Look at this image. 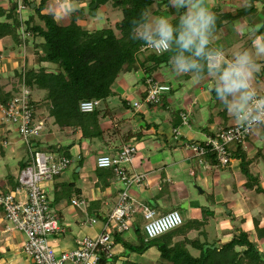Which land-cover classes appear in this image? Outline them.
<instances>
[{"label":"crops","instance_id":"obj_1","mask_svg":"<svg viewBox=\"0 0 264 264\" xmlns=\"http://www.w3.org/2000/svg\"><path fill=\"white\" fill-rule=\"evenodd\" d=\"M255 3L256 5L258 4V2ZM231 4L233 5L232 1ZM241 7L245 8V6L240 5L238 8L236 6L231 7L227 11L233 14V9L235 10L236 8L239 10ZM257 7L258 9H254V11H259L261 9L258 5ZM217 11L220 13L222 12L219 7ZM254 11H252V13ZM249 14H251V12L243 18L241 16L233 21H229L231 25H234L235 29L233 32H224V35L220 37L222 40L220 39V43H217L219 44L218 49L214 48V54L208 57L209 68L225 70L224 52L220 50H226V48L239 42L240 38L237 34H243L245 31H242V28L248 27L250 21L251 23H257L258 20L264 22L263 16L255 20L252 14ZM258 25L259 28L262 27L261 23ZM259 36H261V42L255 44L250 42L256 62H263L264 44L262 41L264 40V32L260 33ZM212 60L216 61V66H212ZM20 69L18 70L20 71ZM180 69L183 73L186 72L185 68L182 67ZM259 79L260 76H257V80ZM185 81V77L184 81L177 79L175 85H179L181 88ZM194 81L197 85L195 89L196 92H192L191 94L194 98H190L189 95L182 100L179 98V110L174 109L170 104L148 107L147 109H137L135 107L136 110H134V113L129 117H127L128 114L123 117V113L117 115L118 109H114L116 114H112V116L110 115L109 108H106L105 111H100V120L101 117H104L103 121L99 120V128L102 133L92 138H84L82 132L77 129H63L55 124L49 126L50 119L48 120L46 129L34 143L36 144L35 147L43 151L49 150L58 156H67L73 161L72 165L66 171L46 186L51 205L55 209L61 225L66 230L65 233H60L51 237V242L56 252L71 250L75 246L78 238L84 236L95 237L103 231L105 218L114 210L119 199V194L123 189V185L114 176L112 171L106 170L105 173L101 172L100 170L103 169L96 167L94 159L96 161L97 157L101 155L100 153L115 154L127 144H134L137 148L140 147V149H142V152L135 156L133 163L128 167L130 173L143 174L146 176L141 186L133 187L130 191L136 203L147 205L156 210L159 215H162L171 211L169 209L167 210L165 203H170L172 210H174L187 200V210L191 209L194 211L193 218H198L200 215L199 209L202 206H206V204H201L200 201L193 200L189 192V186L191 184L189 183L187 186L184 181L182 182L180 180L181 176L188 173L190 177L195 178L193 181L197 184V187L201 186V189L204 186L208 187L209 190L202 189V194L214 192V186L223 188V192L213 193V195L217 194L213 204H211L212 211L215 213L216 209L218 210L219 208V204L226 205L229 202H233L235 218H241L245 215H249V212H253V209L256 208V204L245 207L242 205L244 203L240 202V200H243L242 195L244 193L238 188L244 186L243 183L245 184L247 182V178L244 177L242 173L241 160L234 155H236L237 149L241 146L233 150V164L225 169L219 168L222 173L220 175L215 174L212 181L206 179V174L202 173L197 175L193 168L196 161L193 157V152H191L192 149L188 146L193 143L203 142L207 135L225 129L236 121V117L233 120L229 118L228 104L225 105L226 101L223 97L220 98L222 105L218 108V101H214V99L204 91V85L209 86L213 91L217 89L213 80L208 79L203 83H201V81ZM135 84L137 85V83ZM136 85L131 86L130 92ZM218 87L226 89L223 80L220 81ZM124 88L126 87L123 85L117 90L122 92ZM189 89L191 90V86H189ZM138 90L139 88L136 91ZM136 91H132V93ZM136 101L137 100H133V106ZM245 101L246 100L236 102L239 109H242V105ZM211 102L214 103L212 107L209 106ZM160 109L170 113V120H167V116L156 111ZM186 112L189 114L190 118L189 126L180 124L176 127L174 124L176 123V118L178 117L180 121V113ZM151 114L152 116H150ZM154 114L161 116V121L165 122L163 123L160 119L158 120L155 118L153 116ZM190 115H192V117ZM108 119L114 123L115 127L109 123H103ZM137 119H139V123L136 121ZM210 119L212 120L211 122ZM135 124L136 127L139 128V131L132 130ZM178 127L179 130L182 131V135L176 138L174 130ZM260 130V128H257L253 136L247 142L246 147H241L243 153L246 154L250 162L249 171L256 179L260 172L264 175V147L262 145L264 142V132ZM3 139H7L10 145L0 147V190L8 193L14 192L18 187V177L20 171L23 169L22 166H26L30 162V157L29 151L26 145L20 140L18 133L14 131L13 128L0 124V141ZM52 148L55 149V151ZM103 149H106V151H101ZM198 163L202 167L205 166L200 164V162ZM212 166L213 168L205 166V170L209 171L208 169L213 170L219 167L217 165L215 166V163ZM210 185H212L213 188ZM233 185H235V189ZM196 188L194 186V189L197 191L198 189ZM68 189L70 192L73 190L76 196L74 197L72 195L71 198H68L66 195ZM191 199L193 201H191ZM251 199V196L245 195V204L248 205ZM73 200L84 201L85 204L81 207H77L72 204ZM223 207L226 209V206ZM229 213H231V211H229ZM93 219H97L98 223L91 225L90 221ZM217 221L219 226H222L223 229H227L225 232L223 229H220L223 234L221 235V241H223V243L230 241L232 239L230 221L221 218ZM136 222L137 221H135L134 224H136ZM8 232L15 233L16 231L10 229L3 212V217L0 218V234ZM193 233H195V231L190 230L186 234V237L189 239ZM16 234L20 235L16 232L14 235L7 237V239L12 240L13 237H17ZM21 238V242L18 244H13V241L8 244L6 253L0 255V264H33V261L23 253L25 237L21 236ZM183 238L184 237L175 238L174 241H180ZM14 239L16 240L17 238ZM119 240L120 238L115 241L116 245L114 248L119 246ZM120 253L124 254V250H121ZM115 255L116 252H114L113 258H115ZM159 255L160 252L158 257ZM134 259L137 258L135 257ZM142 259L143 257L140 256L138 261L131 263L142 264ZM153 259H156V256L146 260L152 264L154 263ZM106 262H109V260ZM106 262H103V264H106Z\"/></svg>","mask_w":264,"mask_h":264},{"label":"rangeland","instance_id":"obj_2","mask_svg":"<svg viewBox=\"0 0 264 264\" xmlns=\"http://www.w3.org/2000/svg\"><path fill=\"white\" fill-rule=\"evenodd\" d=\"M92 0H49L47 2L46 8L43 10L44 13H55L56 17L59 20V23L62 25H68L72 20V14H77L78 12L83 16L78 21L80 25H83L86 29L94 31V30H100V29H107L111 28L115 31L116 35L120 36V32L117 29V24L122 21L123 19V12L121 9H113L111 3H107L103 5L102 7L97 6L95 11V15H92ZM231 1L233 2V5L237 8L241 6H245V8L241 9H233V15L238 14V12H243L249 10L251 7L253 9H258L257 5L261 8L259 11L255 10L253 13L251 12L253 19L258 20L259 17L264 18V0H204V3L199 6H205L210 9L215 14L216 20L215 23L216 27L212 26V28H216L210 32V36H208V44L205 45L206 52L208 50H214V48L218 49V42L222 40L220 37L224 35V32H233L235 27L234 25H231L229 21L225 17L232 14V12L228 13V9L231 7H234L231 4ZM26 9L22 13H18V8L16 9V17L20 22H23L21 24V28L16 31V33H9L3 38H0V59L2 61V64L0 65V83L5 85V91L11 93V95L14 94V89L17 88L18 81L21 82L22 80V68L25 67V71L28 72L30 69H34L33 71L41 76L43 72V77L48 75V78L55 74H60L64 76V72L60 70V67L56 64L48 63V62H41L40 59H43L45 57V49L43 47L44 39L39 36H34L29 31L27 32V23L30 16H33V22L31 26L39 25L41 27H45L44 22L39 19L36 12L33 10L36 5H39L41 3V0H25ZM33 4L30 6L29 3ZM255 2H258L256 5ZM15 3H17V0H0V25L1 24H9L11 23V19H9V16H11L10 8ZM95 4V3H94ZM93 4V5H94ZM198 4V0H191V3H189V0H154L153 5L149 8L147 13V23L140 27L138 29V32L143 31L145 27H150L152 29H155L156 27V20L158 17H163L172 25L173 28V40L170 42L171 49L162 54L157 55L153 52L146 51L144 53H139L137 55V64L139 66V70L137 72H126L122 73L117 81L115 82L113 86V95L108 98L107 100H101L100 106L97 108V111H105L106 108H109L110 115L112 116L116 114V111L114 109H118L117 115L122 114L127 115L129 117L131 114L134 113L135 107L133 106V100H141L143 97H145V86L143 85V80L145 78V69L147 67L152 66L155 64V59H162L163 65L161 68L157 70L156 73H154L152 76H154L160 83H166L168 85H171L172 88L176 84L177 79L183 80L185 77V82L181 86L179 90H171V92L167 93L164 97L163 104L159 105H165L170 104L174 109L179 110L178 105V99L181 100L184 99L187 95H189L190 98H194L192 92H196V81H201L203 83L204 81L211 79L215 82V85L217 89L215 91H212V89L209 88V86H203L204 91L209 94L210 97H212L215 100L218 101V108L222 105V102L220 100L221 97L225 99V105L228 104V116L230 119H234L238 113L239 106L236 104L237 101L242 102L243 100H248L253 93L257 92H263L264 91V61L263 62H256L255 60V54L251 47V42L259 43L261 42V28H259L258 24L263 25V21L258 20L257 23H251V21L248 24V27H243L242 31H245L243 34L238 33L239 42L233 44L231 47L226 48V50H220L224 52V65L226 66L224 69H211L210 71L204 75L199 76L197 73L192 72L191 69L193 68V65L196 63L195 58V49L193 48L191 51L184 50L181 48L179 43H177V37L176 33L180 34V30H182V17L187 16L189 11H194L195 7L194 5ZM231 4V5H230ZM255 4V6H254ZM35 5L33 8L32 6ZM165 10H163V7H166ZM169 7V9H168ZM218 7L222 11L221 13L218 12ZM250 7V8H249ZM255 7V8H254ZM247 16L250 12H244ZM249 14V15H251ZM242 16V18L244 17ZM241 18V19H242ZM222 21V24L218 25ZM260 21V23H259ZM2 26H0L1 28ZM236 32V31H235ZM232 38V37H231ZM221 39V40H220ZM241 40V41H240ZM254 40V41H253ZM251 41V42H250ZM264 44V40L262 41ZM194 52V53H192ZM175 53H178V55H175ZM189 56H191V60H189ZM177 57H183L184 67L186 72L183 73L180 68V60H178ZM241 57H244L247 59V63L245 64V68L247 70V87L241 88L237 91H227L226 89L219 88L220 81L223 80L222 77L231 66L236 65L237 60ZM164 60V61H163ZM25 62V64H24ZM212 63H216L215 60H212ZM21 68V69H20ZM20 69V71L18 70ZM9 70V71H8ZM17 73V76L15 74ZM46 74V75H44ZM261 74V75H260ZM257 76H260V79L257 80ZM44 78L42 80L43 83L48 84L49 79ZM194 79V80H193ZM51 81V80H50ZM135 81V82H134ZM224 82V80H223ZM137 83V85L135 84ZM186 83V85H185ZM225 83V82H224ZM15 84V88L13 85ZM54 87V85L50 84ZM125 86L124 90L122 92L118 91L119 87ZM136 85L139 87V90L132 93L130 92L131 86ZM189 86H191V90L189 89ZM30 88V91L32 93V100L38 109L37 115L39 118H45L48 122L50 121V125L55 124L54 119L50 116L48 113V109L45 108L44 102L46 98H48L49 94H52V91L48 88L38 86L36 84H33L31 86L28 85ZM116 87V90H115ZM224 88V87H223ZM198 90V89H197ZM125 94V95H124ZM206 94V95H208ZM124 95V96H123ZM187 101V98H186ZM213 102L209 106L212 107ZM48 105V104H47ZM208 106V108H209ZM158 107V106H156ZM147 109V108H142ZM185 109V107H184ZM211 110V109H210ZM157 112H160V114H163L167 116V120H170V113L165 110H156ZM187 113V112H186ZM180 113V121L178 120V117L176 118V127L183 123L182 117ZM102 115V114H101ZM157 115V114H156ZM155 114L153 115L158 120L161 116ZM100 116V115H99ZM104 116V115H103ZM152 116V114L150 115ZM192 117V115H190ZM104 117H99L100 121H103ZM138 123L140 122L139 119L136 120ZM161 121V119H160ZM212 120L210 119V122ZM165 122V121H161ZM169 122V121H168ZM103 123H109L111 125H114L112 121L109 119L106 120V122ZM101 123V124H103ZM0 124L1 122V115H0ZM56 125V124H55ZM180 127V126H179ZM176 128V129H179ZM14 131H16V128L12 127ZM133 131H139V128L136 127V124L134 128H132ZM183 130V129H182ZM260 131H263L261 129ZM182 132V131H181ZM264 147V142L262 143ZM137 147V146H136ZM101 151H106V149H103ZM142 149L138 147V153H141ZM192 152V151H191ZM138 153L136 155H138ZM104 154V153H100ZM264 159V158H263ZM196 163H194V170L196 171L197 175L200 174H206V179L209 181H212L214 179V175H220L222 171L219 168L225 169L230 167H216L217 169H208L209 171L205 170V166L199 165L198 161L195 159ZM94 159V163H95ZM212 165L215 162H211ZM97 167V166H96ZM129 165L127 166V168ZM202 167V168H201ZM213 168V166H212ZM98 170V169H97ZM101 172H106V170H100ZM99 172V171H98ZM258 174V173H257ZM244 175V174H243ZM259 176H257L256 182H251V184H248V178L246 177L247 182L241 186L238 189H241L243 191L242 198L243 200H240L241 203H244L245 207L252 206L256 204V208L253 209V212H249V215H245L241 218H235L234 216V210H233V202H229L226 205L219 204L218 210L216 209V213L212 211L213 201L215 200V197L217 194L213 195V193L223 192L222 187L214 186V192L210 194H202L200 189L201 186L197 187V184L194 183L193 180H195L194 177H190V175L187 173L180 177V180L188 186H189V192L191 194V198L196 201H200L201 204H206V206H202L199 211L200 215L198 218H193L194 211L187 210L184 206L186 205L187 200H185L180 206H178L176 209L178 210L179 214L184 220V224L187 226L192 227V229L195 231L188 240H194L196 243H199L198 245H202L203 243L207 244H215V246H223L225 243L221 241V235H223L220 231V229H223L222 226H219V223L217 220L226 219L230 221L232 229L230 230L232 232V238L236 235H239L241 231H247L250 240L257 243V246L259 250L261 249L264 251V238L260 239L258 237L257 230H264V175L263 173H259ZM233 182V181H232ZM237 185L239 186V183L237 182ZM194 186L197 191L194 189ZM212 188L213 186L210 185ZM234 189H235V185ZM203 187V186H202ZM170 188V185H169ZM202 189L209 190L208 187L204 186ZM201 189V190H202ZM66 195L68 198H71L72 195L75 197L76 194L73 190L71 192L69 189L66 191ZM245 195L251 196V202L248 203V205L245 204ZM203 197V198H202ZM77 199V198H76ZM191 199V201H193ZM240 199V198H239ZM69 200V199H68ZM206 202V203H204ZM255 202V203H254ZM208 204V206H207ZM226 206V209L225 207ZM165 207L167 210H172L170 203H165ZM140 209V208H139ZM249 209V207H248ZM231 211V213H229ZM248 214V213H247ZM3 217V210L0 209V218ZM137 225L139 226V233L135 232V229H131V231L124 233L123 235H120L119 240V246L117 248H114L113 252H116L115 258L109 259V262H106V264H133L131 262L138 261L140 256L143 257L142 264H151L148 260L156 256V259H153L152 264H166V262H162L160 259L159 250L157 246H151L150 248L144 250L142 253L139 252H132L130 247L134 245L135 247H139L142 245L143 240L146 237V233L144 230V225L146 221L144 220L141 211L139 210L136 214ZM195 220V222H192ZM255 220V221H254ZM255 222V223H254ZM204 223V224H203ZM135 225V224H134ZM133 225V226H134ZM3 226V225H2ZM259 226V227H258ZM227 229H223L225 232ZM16 233V232H15ZM15 233H3L0 234V255L3 253H6V248L8 247V244L13 241V244H18L21 242V236L17 235V237H13L12 240L7 239L10 235H14ZM14 238H17L16 240ZM7 239V240H6ZM51 239V238H50ZM184 239V238H183ZM182 239V240H183ZM180 240V241H182ZM232 240V239H231ZM230 240V241H231ZM228 241V242H230ZM226 242V243H228ZM116 243V242H115ZM189 247L190 253L195 256H200V250L198 247ZM121 250H124V254L120 253ZM264 253V252H263ZM1 257V256H0ZM137 259H134V258ZM125 258V259H121ZM129 261V262H128ZM135 263V262H134Z\"/></svg>","mask_w":264,"mask_h":264},{"label":"built area","instance_id":"obj_3","mask_svg":"<svg viewBox=\"0 0 264 264\" xmlns=\"http://www.w3.org/2000/svg\"><path fill=\"white\" fill-rule=\"evenodd\" d=\"M24 1L17 0L18 13L26 9ZM169 50L157 52L145 44L140 53L150 51L162 55ZM212 66L216 64L213 63ZM21 71L22 80L18 81L12 98L6 104L0 103V115L3 125L16 128L20 140L29 151L30 162L20 171L18 187L14 192L5 193L0 190V209L3 210L10 229L25 237L23 253L33 264H103V261L114 257L116 243L113 234L130 231L139 210L146 221V242L183 225L184 220L177 209L159 215L153 208L136 203L131 196V189L141 186L146 176L129 172L127 166L133 163L138 148L134 144H127L115 154H101L96 159L97 168L112 171L123 185L114 210L105 218L103 231L95 237L78 238L71 250L56 252L50 238L65 233L66 230L51 205L46 186L66 171L73 161L67 156L35 148L34 143L46 129L47 120L38 117L32 93L26 83L25 67ZM144 86L145 97L134 103L137 109L163 104L165 95L173 89L171 85L160 83L154 76H147ZM100 104L101 100L98 99L84 100L80 103V111L85 114L93 113ZM181 117L182 125L189 126V114L182 113ZM257 128L264 130V91H256L245 101L237 113L235 123L207 135L203 142L193 143L188 147L200 164L211 168V162L214 161L215 166L225 168L233 161L234 148H245ZM174 134L176 138L182 135L179 129H175ZM8 145L10 143L7 139L0 141V147ZM72 204L81 207L85 202L73 200ZM90 222L91 225L98 223L97 219Z\"/></svg>","mask_w":264,"mask_h":264},{"label":"trees","instance_id":"obj_4","mask_svg":"<svg viewBox=\"0 0 264 264\" xmlns=\"http://www.w3.org/2000/svg\"><path fill=\"white\" fill-rule=\"evenodd\" d=\"M48 1L41 0V3L33 9L39 19L44 22L45 27L31 26L34 19L33 16H30L26 21L27 32L29 31L34 36L44 39L42 45L45 49V57L40 61L58 65L62 73L64 72V76L55 74L48 78V75L44 74L46 76L43 77V72L39 76L33 71L34 69H30L26 72V83L29 86L36 84L52 91V94H49L48 98L45 99L48 105L44 102V107L48 109L47 111L54 119V123L60 128L77 129L82 132L84 138L99 136L102 133L99 128V115L101 112L96 110L93 113H82L80 103L84 100H107L113 95V86L122 73L137 72L140 69L137 64V55L146 43L138 38V29L147 23V13L154 0L91 1L92 5L97 3L99 7L111 3L113 9L122 10L123 19L117 24L120 36L116 35L111 28L94 31L86 29L78 23L83 17L79 12L72 14V20L68 25H62L55 13L43 12ZM32 4L33 2L29 3L30 6ZM16 9L17 3L10 8L11 16H9V19L12 22L0 25L2 26L0 28V38L9 33H16L21 28V22L16 17ZM252 11L254 9L251 7L247 11H240L235 15L230 14L225 18L227 21H233L237 17L246 15L244 12ZM220 23L222 24V21L217 24L220 25ZM214 27H211L212 30L216 29ZM211 28L208 36H210ZM262 32H264V22L261 28ZM176 37L178 40V33H176ZM212 54H214V51L208 50L206 52V48L200 55H197L195 50L194 55L197 61L191 71L199 76L206 75L210 71L208 57ZM175 55H178V53H175ZM190 57L189 60H191ZM177 58L178 60L183 59V57ZM153 59L156 63L145 69V78L152 76L163 65L160 61L162 59H156V57ZM44 78L49 79L48 84L42 82ZM15 91L16 89H14ZM11 98V93L6 92L5 85L0 83V103L6 104ZM53 150L55 151V149ZM234 156L241 160V170L248 178V184L256 182V177L249 171L250 162L241 147L237 149ZM26 166L23 165L22 167ZM192 222H195V220ZM133 229L136 233H139L137 223ZM190 230H193L192 227L183 223L182 226L149 242L144 239L141 246L135 247L132 245L130 249L132 252L142 253L151 246H157L162 262L164 261L166 264H264V253L259 250L256 242L250 240L247 231H241L239 235L233 237L230 242L225 243L223 246H215V244L207 243L198 245L199 243H196V241L188 240L186 234ZM257 233L260 239L264 238V230H257ZM120 235L122 234L114 233L113 239L117 241ZM180 237H184V239L174 241L175 238ZM188 246L198 247L200 256H193Z\"/></svg>","mask_w":264,"mask_h":264},{"label":"clouds","instance_id":"obj_5","mask_svg":"<svg viewBox=\"0 0 264 264\" xmlns=\"http://www.w3.org/2000/svg\"><path fill=\"white\" fill-rule=\"evenodd\" d=\"M203 3L204 0H198V4L194 5L195 10H190L187 16L182 17V30L177 41L184 50L191 51L194 48L197 55L203 53L205 45L208 44V33L216 20L215 14L209 8L199 6ZM138 38L157 52L167 51L170 48V42L173 40V28L169 20L158 17L155 29L145 27L143 31L138 32ZM246 63L247 59L241 57L237 60L236 65L225 71L222 79L227 91H237L248 86ZM180 65L181 67L185 66L182 59Z\"/></svg>","mask_w":264,"mask_h":264},{"label":"water","instance_id":"obj_6","mask_svg":"<svg viewBox=\"0 0 264 264\" xmlns=\"http://www.w3.org/2000/svg\"><path fill=\"white\" fill-rule=\"evenodd\" d=\"M35 5H33L32 6V8L34 7ZM98 6V4L97 3H95L94 5H92V7H91V10H92V15H95V9H96V7ZM165 8H167V6L166 7H163L162 9L163 10H165ZM168 9H169V7H168ZM139 87L138 86H136V87H134L133 89H132V91H136L137 89H138ZM179 88V85H174L173 86V90H177ZM210 89H212V88H210ZM131 91V92H132ZM213 91V90H212ZM214 105V103L212 104V106ZM34 146H36V144H34ZM200 191L202 192V190L200 189ZM187 203H186V205L184 206L185 208H187Z\"/></svg>","mask_w":264,"mask_h":264}]
</instances>
